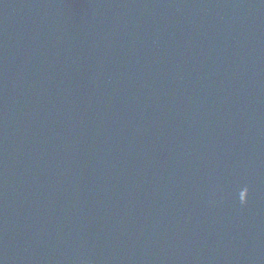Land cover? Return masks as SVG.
<instances>
[{
	"label": "water",
	"instance_id": "water-1",
	"mask_svg": "<svg viewBox=\"0 0 264 264\" xmlns=\"http://www.w3.org/2000/svg\"><path fill=\"white\" fill-rule=\"evenodd\" d=\"M0 264H264V0H0Z\"/></svg>",
	"mask_w": 264,
	"mask_h": 264
}]
</instances>
